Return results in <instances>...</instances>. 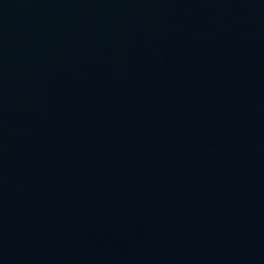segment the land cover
<instances>
[{"label":"water","instance_id":"1","mask_svg":"<svg viewBox=\"0 0 264 264\" xmlns=\"http://www.w3.org/2000/svg\"><path fill=\"white\" fill-rule=\"evenodd\" d=\"M0 264H264V0H0Z\"/></svg>","mask_w":264,"mask_h":264}]
</instances>
